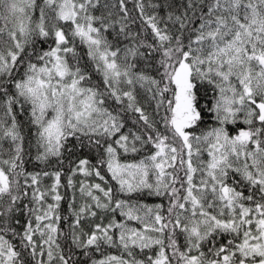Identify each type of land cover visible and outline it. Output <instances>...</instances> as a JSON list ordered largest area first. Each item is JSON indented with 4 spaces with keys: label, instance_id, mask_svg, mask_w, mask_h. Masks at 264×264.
<instances>
[{
    "label": "snow or ice",
    "instance_id": "snow-or-ice-1",
    "mask_svg": "<svg viewBox=\"0 0 264 264\" xmlns=\"http://www.w3.org/2000/svg\"><path fill=\"white\" fill-rule=\"evenodd\" d=\"M37 7L0 0V264H264V0Z\"/></svg>",
    "mask_w": 264,
    "mask_h": 264
},
{
    "label": "trees",
    "instance_id": "trees-1",
    "mask_svg": "<svg viewBox=\"0 0 264 264\" xmlns=\"http://www.w3.org/2000/svg\"><path fill=\"white\" fill-rule=\"evenodd\" d=\"M37 2V10L33 13V19H37L38 18V15H39V6L42 5V0H36ZM149 2H152V3H161L163 2V0H145V3H149ZM177 2H179V0H177ZM135 3V0H128V7L129 9H133V5ZM159 14L161 16H163L165 14V10L164 9H160L159 10ZM132 15L135 17L137 16V12L136 11H133L132 12ZM3 21H0V27L3 26ZM134 29H138L139 28V20H137V23L135 25L132 26ZM109 38H111V34H109ZM78 51L83 55V53L86 51V49L83 47V46H80L78 48ZM87 59V57H85V60ZM21 72L23 71V69L20 70ZM93 82H96L99 80V76L98 74H94L93 77ZM145 109H146V112L149 114V115H154L153 114V105L152 104H147L145 103ZM129 116H131V114H129ZM155 119H158V117H154ZM18 119H26V117H19ZM127 126L128 127H133L132 125V122H131V119L128 120V123H127ZM25 133H26V143H25V147L26 149L28 148V145H29V140L31 139L30 135H29V129L27 127H25L24 129ZM5 147L7 148L8 145L7 143L5 144ZM34 149L32 150V153L31 155H26L25 156V168L28 170V171H34V170H39L40 168L43 167V165H39L37 164L35 161H34ZM147 154V150H144L142 151L141 153L139 154H136V159H140L142 158L143 155ZM92 160H93V163H95V157L92 156L91 157ZM122 159H125V157H122ZM127 159H132L131 156H128ZM53 167H55V164L53 163ZM48 170H52L51 168H49ZM63 171L65 172V174H70L68 173V169L65 167L63 169ZM102 172H106V169L105 170H102ZM66 175H62L61 177V184L64 185V187H62L60 189V192L61 194L64 196V199L61 201L60 203V209H59V212H60V215L61 217H64V216H68L70 215L69 213V210H68V203L71 199V197L73 196V194L75 195L76 197V200H75V206H78L81 202V198H80V193L78 191V187H79V181L80 180H83V179H86L85 177H83L82 175H77L75 177H73L74 181H76V188H69L66 186ZM110 176V174H108ZM89 180V182H99L98 178H87ZM52 183V178L48 177V178H44L42 180V184L44 186H50ZM113 184V187L115 188L116 185H115V182H112ZM120 198H123V199H129V197L127 196H123L121 195ZM48 200V202H52L50 197H47L46 198ZM130 199L133 201V202H138V203H143V204H148L150 206L152 205H155V204H158V203H165V206H166V202L164 200H162L161 198H158V197H154V196H148V195H144V194H140V195H137V194H133L132 197H130ZM117 219H122V217L118 216L116 217ZM20 220H21V225L24 224V221H25V217L23 215L20 216ZM131 226H138L137 225V222L135 221H132L130 222ZM60 226L61 228H64L66 225L63 221V219L61 220V223H60ZM18 231L20 230L19 227L17 229ZM181 243H182V238H181ZM63 246V244H62ZM104 252L105 253H111V254H118V250L117 249H113V248H108V247H105L104 248ZM100 253H95L94 254V258H100ZM77 257L78 259L80 260H85L86 258L85 257H82L80 256L79 252L77 253Z\"/></svg>",
    "mask_w": 264,
    "mask_h": 264
}]
</instances>
